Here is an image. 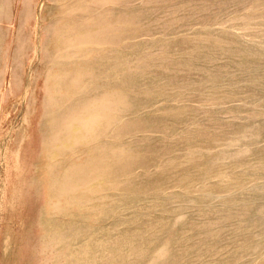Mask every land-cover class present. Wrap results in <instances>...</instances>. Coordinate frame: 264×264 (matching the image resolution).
<instances>
[{"label":"rangeland","instance_id":"rangeland-1","mask_svg":"<svg viewBox=\"0 0 264 264\" xmlns=\"http://www.w3.org/2000/svg\"><path fill=\"white\" fill-rule=\"evenodd\" d=\"M0 264H264V0H0Z\"/></svg>","mask_w":264,"mask_h":264}]
</instances>
